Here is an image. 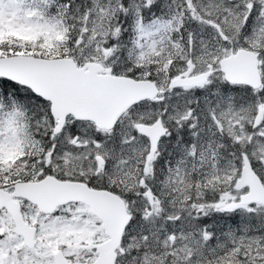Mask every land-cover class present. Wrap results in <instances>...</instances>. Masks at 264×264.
Instances as JSON below:
<instances>
[{"label":"snow or ice","instance_id":"6c2138e0","mask_svg":"<svg viewBox=\"0 0 264 264\" xmlns=\"http://www.w3.org/2000/svg\"><path fill=\"white\" fill-rule=\"evenodd\" d=\"M0 264H264V0H0Z\"/></svg>","mask_w":264,"mask_h":264}]
</instances>
